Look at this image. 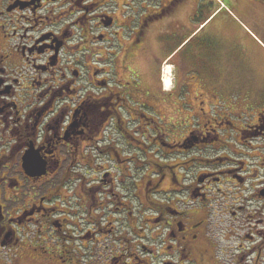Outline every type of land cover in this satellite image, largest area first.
Listing matches in <instances>:
<instances>
[{
	"label": "flooded vegetation",
	"instance_id": "1",
	"mask_svg": "<svg viewBox=\"0 0 264 264\" xmlns=\"http://www.w3.org/2000/svg\"><path fill=\"white\" fill-rule=\"evenodd\" d=\"M216 5L0 0V259L264 264V97L181 71Z\"/></svg>",
	"mask_w": 264,
	"mask_h": 264
},
{
	"label": "rangeland",
	"instance_id": "2",
	"mask_svg": "<svg viewBox=\"0 0 264 264\" xmlns=\"http://www.w3.org/2000/svg\"><path fill=\"white\" fill-rule=\"evenodd\" d=\"M215 1L217 4L215 10L218 11L219 8L220 10L216 13L215 16L218 18L212 26L217 27L219 24V29L224 35L216 39L204 36L193 42L201 44L203 47L197 49L194 44L188 46L186 48L187 58L184 60L200 66L199 71L206 70L210 66L207 70L209 73H211L212 65V70L216 75L224 77L225 86L234 91L235 99L250 95L253 98L261 99L264 97V5L258 0ZM210 11L208 10L206 13L209 14ZM228 14L232 19L228 17ZM184 64L181 63L184 67V70H181L182 74H185L186 66ZM168 71L171 72L170 67L166 69L165 73ZM172 72L175 77L176 71L172 70ZM161 76L164 82L163 67ZM201 78L205 79L202 76ZM209 87L211 86L209 85ZM0 264L49 263L37 259L35 255L31 257L15 256L9 252L0 259Z\"/></svg>",
	"mask_w": 264,
	"mask_h": 264
},
{
	"label": "crops",
	"instance_id": "3",
	"mask_svg": "<svg viewBox=\"0 0 264 264\" xmlns=\"http://www.w3.org/2000/svg\"><path fill=\"white\" fill-rule=\"evenodd\" d=\"M260 3H262V5H264V3L261 1V0H258ZM223 11L224 12H226V10L225 9H223ZM228 17L230 18V19H232L231 18V16L228 14ZM190 58V57H189ZM191 59V58H190ZM192 60V59H191ZM185 64V75H186V77H188L189 76V74L191 75V74H193V73H195L196 72V74H200L202 77H204L205 79H203V80H207L206 82H207V84H209V85H211V84H213V85H215V86H218V83L220 84L221 82H223V80H225L224 79V77H221L220 75L218 76V75H216V73L212 70V65H211V73H209L207 70H209V67L210 66H208L207 67V69L205 70V69H201L200 71L198 70V68L200 67V66H198V65H195L194 63H191V62H187V61H185L184 62ZM183 70H184V67H183Z\"/></svg>",
	"mask_w": 264,
	"mask_h": 264
},
{
	"label": "bare ground",
	"instance_id": "4",
	"mask_svg": "<svg viewBox=\"0 0 264 264\" xmlns=\"http://www.w3.org/2000/svg\"><path fill=\"white\" fill-rule=\"evenodd\" d=\"M165 74H166V76H167V77H165V84L167 85V84L170 83V80H171L170 76H168V75L170 74V72L168 71V72L165 73Z\"/></svg>",
	"mask_w": 264,
	"mask_h": 264
},
{
	"label": "trees",
	"instance_id": "5",
	"mask_svg": "<svg viewBox=\"0 0 264 264\" xmlns=\"http://www.w3.org/2000/svg\"><path fill=\"white\" fill-rule=\"evenodd\" d=\"M261 1H263V2H264V0H261Z\"/></svg>",
	"mask_w": 264,
	"mask_h": 264
}]
</instances>
